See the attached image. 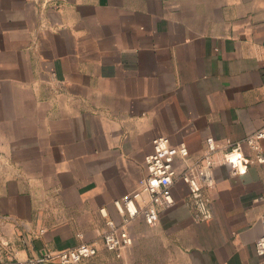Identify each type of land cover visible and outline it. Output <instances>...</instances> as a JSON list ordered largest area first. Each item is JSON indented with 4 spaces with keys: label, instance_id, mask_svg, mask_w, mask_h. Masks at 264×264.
Wrapping results in <instances>:
<instances>
[{
    "label": "crops",
    "instance_id": "1",
    "mask_svg": "<svg viewBox=\"0 0 264 264\" xmlns=\"http://www.w3.org/2000/svg\"><path fill=\"white\" fill-rule=\"evenodd\" d=\"M263 48L264 0H0V264L94 241L79 264H258L264 164L215 154L205 221L177 176L119 258L100 210L122 222L155 137L196 159L262 128Z\"/></svg>",
    "mask_w": 264,
    "mask_h": 264
},
{
    "label": "built area",
    "instance_id": "2",
    "mask_svg": "<svg viewBox=\"0 0 264 264\" xmlns=\"http://www.w3.org/2000/svg\"><path fill=\"white\" fill-rule=\"evenodd\" d=\"M262 58L264 59V48ZM51 75L55 78L54 73ZM263 140L264 126L241 140H226L223 145H217L209 137L206 138V148L202 154L191 159L185 144H172L166 136L155 137L152 140V152L141 159L142 173L135 188L113 200V206L122 216V222L116 223L107 216L104 209L100 210L107 226L101 235L104 248L119 258L132 245V236L128 231V224L132 220L141 217L146 225L154 226L159 220L160 212L175 203L173 187L177 176L188 188L189 201L195 210L196 219H210L208 191L214 185V155L220 154L221 162L230 167L232 175L244 174L251 162L264 164ZM244 146L252 153V160L243 153ZM176 158L184 164L179 174L174 167ZM97 245L98 241H94L64 250H46L17 264H79L96 255ZM255 252L262 257L258 264H264V212L261 217V234L255 242Z\"/></svg>",
    "mask_w": 264,
    "mask_h": 264
}]
</instances>
